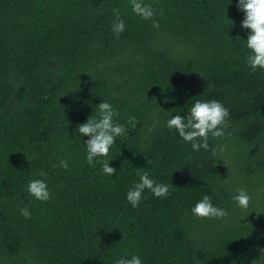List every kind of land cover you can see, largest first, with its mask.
Listing matches in <instances>:
<instances>
[{"label": "trees", "instance_id": "16d2710c", "mask_svg": "<svg viewBox=\"0 0 264 264\" xmlns=\"http://www.w3.org/2000/svg\"><path fill=\"white\" fill-rule=\"evenodd\" d=\"M0 264H264V0H0Z\"/></svg>", "mask_w": 264, "mask_h": 264}]
</instances>
